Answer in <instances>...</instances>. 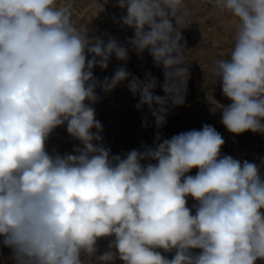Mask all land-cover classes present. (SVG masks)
<instances>
[{"label":"clouds","instance_id":"9594fccd","mask_svg":"<svg viewBox=\"0 0 264 264\" xmlns=\"http://www.w3.org/2000/svg\"><path fill=\"white\" fill-rule=\"evenodd\" d=\"M110 2L121 10L114 22L133 32L125 43L76 24L65 0H0V246L11 264L264 261V157L222 155L209 124L161 133L186 101L183 32L195 23L186 0H89L93 17ZM211 3L231 23L227 58L212 70L230 101L218 103L220 122L234 137L264 136V0ZM145 52L162 82L128 70L130 53ZM113 57L120 65L97 76ZM121 85L147 109L141 127L153 126L150 114L156 131L151 145L113 154L94 105ZM60 127L78 143L50 153Z\"/></svg>","mask_w":264,"mask_h":264},{"label":"bare ground","instance_id":"6f19581e","mask_svg":"<svg viewBox=\"0 0 264 264\" xmlns=\"http://www.w3.org/2000/svg\"><path fill=\"white\" fill-rule=\"evenodd\" d=\"M65 2L72 4L74 22L78 25L88 24L93 34L107 32L121 43H125L133 35L131 29L121 27L119 23L114 22L113 17L118 19L121 10L114 7L113 2H110L106 11L97 18L93 17L89 9V0H65ZM186 3L193 13L195 22L183 32L186 46L190 49L186 52L190 64V79L185 104L170 110L167 124L161 130L162 136L170 138L180 132L200 129L202 124H209L214 126L225 139L221 154L231 155L243 161L248 154L244 156L242 149L254 141L256 134L246 132L234 137L225 129L220 122L221 112L218 103L227 105L230 101L222 95L219 84L214 85L212 82L214 61L227 58L228 55L229 45L226 37L230 35L231 23L227 17L214 14L210 0H186ZM119 65L120 62L113 57L107 71L101 72L96 69L95 74L100 77L111 75ZM127 68L137 76L143 77L145 72L150 71L158 80L161 82L163 80L161 70L153 65L152 58L147 52L142 58L130 53ZM155 91L158 95L163 94L159 88ZM137 101L138 96L133 97L127 88L121 85L111 93L103 95L100 102L94 105L96 118L103 125L105 144L111 148L113 154L126 153L132 149H139L142 143L151 145L153 142L156 131L154 120L149 114L148 119L153 126L146 129L141 127L147 109L145 108L144 112L138 111L135 108ZM52 135V139L47 143L50 153L53 150L61 154L71 152L73 146L78 143L68 136L65 127L57 128ZM196 171L193 169L189 175H195ZM193 203L195 201L189 198L190 208ZM9 256V249L0 246V264H11ZM257 264H264V261H257Z\"/></svg>","mask_w":264,"mask_h":264},{"label":"rangeland","instance_id":"374dc122","mask_svg":"<svg viewBox=\"0 0 264 264\" xmlns=\"http://www.w3.org/2000/svg\"><path fill=\"white\" fill-rule=\"evenodd\" d=\"M210 2H211V0H210ZM138 76L141 79H143V77L141 75H138ZM52 137H53V135H51L49 141L52 139ZM242 151H243V155L244 156H246L248 154V156L245 157L247 160H249L251 162H254V163H259V160L257 159V157H264V136H261L260 134H256V138L254 139V141L249 146L245 145V147L242 149ZM249 156H252V158H250ZM107 239H109V240H107ZM110 239L111 238H105V239H102V240L98 241V247L100 248L101 251L107 250V247H108V244L110 242ZM100 245H101V247H100ZM116 263L117 264H121L122 262L121 261H117Z\"/></svg>","mask_w":264,"mask_h":264}]
</instances>
